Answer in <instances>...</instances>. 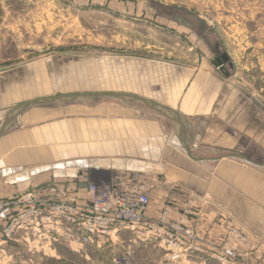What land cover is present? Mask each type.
Returning <instances> with one entry per match:
<instances>
[{
  "label": "crops",
  "instance_id": "1",
  "mask_svg": "<svg viewBox=\"0 0 264 264\" xmlns=\"http://www.w3.org/2000/svg\"><path fill=\"white\" fill-rule=\"evenodd\" d=\"M171 63L156 61L161 82L156 84L155 99L127 86L124 91H100L86 83L20 101L62 93H103L89 100L25 109L0 138V195L12 197L31 188L42 197H53L51 185L65 184L85 198L88 182L98 174L111 183H148L150 217L159 219L167 206L166 220L183 218L204 251L232 248L253 263L264 264V113L225 87L218 93L217 83L198 90L193 82L188 86L185 73L164 67ZM198 76L199 81L205 78ZM12 90L16 87L5 89L0 99V128L20 103L12 102ZM112 92L133 93L177 110L188 125V144L200 158L187 154L170 119L136 101L104 94ZM31 93L27 90L25 97ZM230 152L242 158L224 156ZM95 165L100 168L94 169ZM188 200L195 205L190 216L181 211ZM63 238L51 244L23 237L0 251V264H33L35 253L48 255L47 251L61 259L55 247L70 241Z\"/></svg>",
  "mask_w": 264,
  "mask_h": 264
},
{
  "label": "rangeland",
  "instance_id": "2",
  "mask_svg": "<svg viewBox=\"0 0 264 264\" xmlns=\"http://www.w3.org/2000/svg\"><path fill=\"white\" fill-rule=\"evenodd\" d=\"M224 52L229 78L214 64ZM156 61H172L164 67L185 73L188 86L217 83L218 93L225 87L264 113V0H0V99L15 87L12 102L86 83L155 99ZM186 202L190 216L195 205ZM71 241L55 247L61 259L35 253L33 264H255L240 251H173L125 230Z\"/></svg>",
  "mask_w": 264,
  "mask_h": 264
},
{
  "label": "built area",
  "instance_id": "3",
  "mask_svg": "<svg viewBox=\"0 0 264 264\" xmlns=\"http://www.w3.org/2000/svg\"><path fill=\"white\" fill-rule=\"evenodd\" d=\"M49 191L53 197H42L31 188L12 197L0 195V251L23 237L51 244L64 237L89 244L100 237L116 235L119 230L138 238L151 236L173 251L205 250L196 243V234L183 218L166 220L167 206L159 219L147 214L151 203L148 183H111L98 174L88 182L85 198L65 184H52ZM211 251H225L228 257H236L232 248Z\"/></svg>",
  "mask_w": 264,
  "mask_h": 264
},
{
  "label": "water",
  "instance_id": "4",
  "mask_svg": "<svg viewBox=\"0 0 264 264\" xmlns=\"http://www.w3.org/2000/svg\"><path fill=\"white\" fill-rule=\"evenodd\" d=\"M214 64L217 65L220 68V71L226 76L230 77V71L227 69L226 64H229V66L232 68L233 64L231 62L230 56L224 52L220 56H218ZM103 93L99 92H75V93H62L58 95H48V96H42L34 99H29L23 102L18 103L15 105L6 115L4 122L2 123V126L0 128V138L3 136V134L9 129L12 122L28 107L32 105H39V104H45V103H64L68 101H83V100H89L98 97L99 95H102ZM105 95H108L110 97L120 99L123 101H139L142 102L144 105H146L148 108L153 109L160 113L161 115L167 117L170 119L175 126L178 129V136L181 143V146L185 149L187 154L196 159L200 158L194 154L192 151L190 145L187 141V132H188V125L184 121V119L181 117L179 112L175 110L174 108L164 105L162 103H159L155 100H152L150 98H146L140 95H136L133 93H126V92H112V93H104ZM264 109V107H263ZM225 157H235V158H242V155L238 152H230Z\"/></svg>",
  "mask_w": 264,
  "mask_h": 264
}]
</instances>
